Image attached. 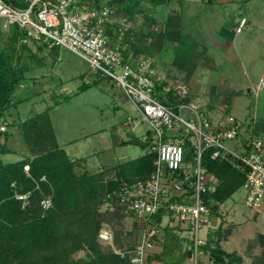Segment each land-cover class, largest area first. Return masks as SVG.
I'll return each mask as SVG.
<instances>
[{
    "label": "rangeland",
    "instance_id": "374dc122",
    "mask_svg": "<svg viewBox=\"0 0 264 264\" xmlns=\"http://www.w3.org/2000/svg\"><path fill=\"white\" fill-rule=\"evenodd\" d=\"M195 1L189 6L184 5L187 1L181 0L175 5L166 7L165 4L162 8L154 9L151 0H136L132 17L122 14L121 7L118 9L117 5H113L115 11L112 18L117 22L123 15L126 16L130 41L144 44L142 48L151 43V50L138 53L132 49V56L149 55L153 58L157 72L154 77L158 74L165 76L167 86L176 88L170 89L171 99L175 94L177 100L183 99V104L194 102L199 105V111L207 110L215 122L222 115L235 117L239 135L236 139L225 141V145L230 150L242 153L243 141L264 138V88L258 87L261 79L264 82V0H243L227 6ZM107 2L102 0L101 3ZM173 9L181 13L183 43L176 46L168 42L158 49V37L150 32L156 33L162 29L165 17ZM144 15H153L156 22L149 27L142 19ZM242 17L247 18V23L241 32L236 33L234 26ZM9 35L8 30L0 35V45L9 44ZM36 44L27 45L35 49ZM42 47L45 49L38 54L40 57L36 56L38 60L43 57L41 65L35 56H31L32 52H24L22 59L28 66L25 79L18 84L4 118H0L1 124L6 122V131L10 134L6 146L15 152L0 153V161L11 162L24 157L26 144L18 125L44 110H48L58 143L65 147L71 157H79L78 172H95L105 165H114L143 153L139 145L119 143L131 137L149 141L150 135L148 122L123 90L112 80L91 73L88 62L66 47ZM15 60L11 59L10 63ZM85 77L91 85L81 90L80 85ZM157 78L161 79L160 76ZM178 113L186 119L193 117V113L185 107ZM126 123L130 125L126 126ZM4 134L0 132L1 143ZM23 168L28 171L29 166ZM246 194L247 190L242 185L219 204L217 217H207V222L200 225L197 235L205 236V231L212 227L213 222L218 225L220 221L222 224L225 222L223 227L228 229V237L221 243L223 249L241 255L246 264H257V259L264 256V246L257 239L258 234H264V208L247 206ZM100 204L99 217H103L109 203ZM122 215L120 223H117L119 220H114L112 224L102 223L101 229L108 230L112 235L111 240L105 241L98 237L102 252L114 251L123 255L125 242L136 244L139 241L140 221L128 213ZM181 224L182 228L177 231L180 236L169 235L168 248H183L192 242L193 220L188 218ZM116 234L121 238V248L114 242ZM155 241L154 249L167 247V241L159 234ZM86 256L83 249L75 253L77 258Z\"/></svg>",
    "mask_w": 264,
    "mask_h": 264
},
{
    "label": "built area",
    "instance_id": "2783aa9c",
    "mask_svg": "<svg viewBox=\"0 0 264 264\" xmlns=\"http://www.w3.org/2000/svg\"><path fill=\"white\" fill-rule=\"evenodd\" d=\"M113 4L100 0H28L20 8L0 0V35L10 25L20 32V43H38L48 48L63 46L88 62L90 69L113 81L123 90L141 112L150 126L149 149L156 152L154 169L149 175L133 182H124L105 196L112 209L128 213L141 223V236L131 250L130 263L155 264L149 260L158 227L152 222L161 207L167 209L180 223L193 220V264L206 243L197 231L211 213L205 197L216 191L218 178L202 165V153L212 148L213 159L231 154L245 169L243 187L247 190V206L260 209L264 206V138L242 142L244 150L237 153L226 147L225 141L236 139L239 125L233 115H222L215 122L199 106L188 103L172 104L163 87L157 93L153 58L125 54L128 26L125 20H115ZM245 22L241 20L237 31ZM259 86L264 88L263 79ZM185 107L193 113L184 118L178 110ZM177 109V110H176ZM0 123V131H6ZM193 148L191 161L185 160L187 147ZM26 199V193H15ZM46 209L49 196L41 201ZM100 240H111L106 229H100Z\"/></svg>",
    "mask_w": 264,
    "mask_h": 264
},
{
    "label": "trees",
    "instance_id": "16d2710c",
    "mask_svg": "<svg viewBox=\"0 0 264 264\" xmlns=\"http://www.w3.org/2000/svg\"><path fill=\"white\" fill-rule=\"evenodd\" d=\"M6 1L20 8L28 6V0ZM151 1L154 5L167 2ZM135 2L136 0H108L107 3L117 5L118 9L121 7V12L132 17ZM142 19L149 27L156 22L152 15H144ZM180 25L178 15L168 14L163 28L156 33L150 32L158 37V49L168 42L177 44L176 46L183 43ZM8 32L9 44L0 45V118H4L18 84L25 79L28 66L22 59L24 52H31L29 45L19 42L21 32L16 25H10ZM125 43V54H133L132 49L138 53L152 49L151 43L142 48L144 44L130 41L129 33ZM11 59L16 60L10 63ZM163 87V84L157 82L159 96ZM170 95L169 92L167 96ZM18 127L27 153L21 160L0 161V264H128L130 251L135 243L125 242L123 255L114 251L104 253L98 245V233L103 222L112 224L114 220H119L117 223H120V218L124 216L117 209H112L111 202L105 195L124 182L147 177L154 169L156 152L149 149L150 140L145 139L143 142L133 137L125 142L147 149L144 155L115 165L103 166L95 172H78V159L70 158L57 143L48 110L24 119ZM3 132L5 134L4 141L0 142V153H8L10 150L6 144L10 134L9 131ZM212 151V148L203 151L202 165L219 181L216 191L205 197L209 205L213 203L210 209L215 212L217 203L223 202L243 185L245 169L231 154L213 159ZM192 156L193 148L189 146L185 160H191ZM25 165L29 166L28 171L24 170ZM16 192L26 193V199L16 198ZM47 196L50 197L51 204L45 209L41 201ZM100 202L109 203L103 217H99ZM164 211V207H161L152 222H160ZM217 232V238L214 241L209 240L203 246L210 262L245 264L241 255L227 252L221 247L222 234L220 230ZM120 239L118 234L114 236L115 244L121 248ZM257 239L264 246V234H258ZM82 249L87 256L75 257V253ZM128 250L130 251L127 252ZM157 257L150 255L149 260L153 261ZM258 259L257 264H264V256Z\"/></svg>",
    "mask_w": 264,
    "mask_h": 264
},
{
    "label": "crops",
    "instance_id": "0c3cea01",
    "mask_svg": "<svg viewBox=\"0 0 264 264\" xmlns=\"http://www.w3.org/2000/svg\"><path fill=\"white\" fill-rule=\"evenodd\" d=\"M178 1H181V0H167V2L165 3V4H167V6L166 7H169L171 4H176ZM185 1H187V2H185L184 3V5H187V6H189L190 4H194L196 1L195 0H185ZM200 1H207L208 3H210V4H213V5H216V4H220V6H222V5H225V6H227L228 4H236V3H238V2H240V1H243V0H200ZM244 1H246V0H244ZM100 2H102V0H100ZM165 4H160V5H155L154 6V9H159L158 7H160V8H162V7H164V5ZM160 11H162V10H160ZM163 12V11H162ZM176 12H178V13H176ZM171 13H174V14H176V15H178L179 16V18H180V23H181V21H182V19H181V13L179 14V11L177 10V9H173L172 11H170V13L169 14H171ZM122 14H124V15H126V16H129L126 12H123L122 11ZM122 16L119 20H125V22H126V16ZM153 16V15H152ZM154 17V16H153ZM242 19H244L245 20V22L241 25V27H240V30H238L237 31V28L239 27V25H240V22H241V20ZM128 20V19H127ZM241 20H240V22L238 23V24H236L234 27V30L233 31H235L236 33H239V32H241V28L247 23V18H245V17H242L241 18ZM129 24V23H128ZM115 25H117V22H115ZM233 29V28H232ZM181 30V29H180ZM181 34H182V32H181ZM183 35V34H182ZM183 40H184V38H182ZM30 47V49H31V54H32V56L34 57H36V56H38V54L40 53V52H42L45 48L44 47H42V44H36V45H34V47H35V49L33 48L32 49V47L31 46H29ZM46 47V46H45ZM47 49H52V48H48L47 47ZM52 55L54 56V57H56L57 59H59L57 56H56V54L54 53V52H52ZM38 57H40V56H38ZM82 58V57H81ZM36 60H37V63L38 64H42L43 62H44V59H43V57H41V60H38L37 59V57L35 58ZM153 68H154V72L156 71L155 70V67H154V63H153ZM90 72L91 73H94L91 69H90ZM156 74H157V72H155ZM95 74V73H94ZM158 76H160L161 77V79L160 78H157ZM158 76H155V78H156V80L157 81H159V83H161V84H163V86H165V87H168L169 89H172V90H176V88L174 87H170L169 85L167 86V82H166V78H165V76H161V75H159L158 74ZM83 81H84V83L82 84V85H80V89L81 90H86L90 85H91V83H90V81L88 80V78H83ZM23 86V85H22ZM258 87H260L259 86V83H258ZM171 90V91H172ZM173 92V91H172ZM174 93V92H173ZM175 95V94H174ZM174 95L172 96V104H178V103H183L182 101H179V100H177L175 97H174ZM227 96V95H226ZM65 98H67V96L65 97ZM69 98V97H68ZM225 98L226 97H224V100H225ZM174 100H177L176 102L174 101ZM58 101H56L55 103H57ZM189 103H192V104H195L194 102H190L189 101ZM195 105H197V104H195ZM197 106H199V105H197ZM177 110V109H176ZM203 112H205L210 118H211V115L207 112V110L206 111H204V110H202ZM220 118V117H219ZM51 119V118H50ZM211 119H213V118H211ZM23 121V120H22ZM52 122V121H51ZM6 123V122H5ZM126 126L127 125H130L129 123H126L125 124ZM53 126V125H52ZM132 127H133V125H132ZM19 129V128H18ZM53 129H54V127H53ZM54 131H55V129H54ZM148 132V130L146 131V133ZM148 134V133H147ZM55 136H56V133H55ZM131 138H133V137H131ZM130 138V139H131ZM136 138H139V137H136ZM56 139H57V136H56ZM141 141H143L144 142V140L145 139H141V138H139ZM129 139H127V140H122V141H120L119 143L120 144H132V143H125L126 141H128ZM57 143H58V140H57ZM58 145H59V147L60 148H62V149H64L65 151H66V149H65V147L62 145H60L59 143H58ZM134 145H136V144H134ZM142 148V147H141ZM10 151L9 152H15L14 150H11V149H9ZM142 150H143V153H141V154H139L138 156H136V157H139V156H141V155H144L146 152H147V149H144V148H142ZM144 150H146V151H144ZM66 153L68 154V152L66 151ZM69 155V154H68ZM69 157L70 158H72V159H74V160H77V159H79V157H75V158H73V157H71L70 155H69ZM135 157V158H136ZM22 158V157H21ZM20 158V159H21ZM20 159H18V160H20ZM132 159H134V158H132ZM15 161H17V160H15ZM10 162V161H9ZM11 162H14V161H11ZM115 165V164H114ZM106 166V165H105ZM224 202V201H223ZM222 202H220V203H217V209H216V211L215 212H211L210 213V215L208 216V217H210V216H212V217H217L218 215H219V211H218V206H219V204H221ZM211 204H213L212 202L210 203V205ZM262 208H264V206L262 207ZM165 209V208H164ZM218 213V214H217ZM171 213L167 210V209H165V211H164V213H163V215H162V218H161V220H160V222H158V223H155L156 224V226L158 227V232H157V234H156V236L159 234L160 235V237L161 238H163V239H165L166 241H167V243H166V245H167V247L165 248V247H163V248H161V249H159V250H156V249H154L153 248V250H152V252H151V254L150 255H153V256H155V257H157V256H159V257H157V258H155V259H153V261L155 262V264H193V256H192V243L193 242H191L190 244H188L187 246H185V247H183V248H180V247H175V248H172V247H170V248H168V242H169V240H170V234H175V235H178V233H177V231H179V229H181L182 227H181V223L179 222V220L177 221V220H175L173 217H171V215H170ZM205 222H207V221H205ZM225 223V222H224ZM223 223V224H224ZM223 224H222V221H220V223H219V225L217 224V223H215V222H213V225H212V227H210L207 231H205V236H203V237H200V238H202L203 240H205L206 241V243L204 244V245H206L207 244V242L209 241V240H212V241H214L216 238H217V235H218V230H220L221 231V229H222V231L220 232L221 234H222V240L220 241V245H221V243H222V241L223 240H225V239H227V237H228V234L226 233L227 231H228V229L226 228V229H224V227H223ZM218 225V226H217ZM220 226V227H219ZM141 235V234H140ZM225 235H226V237H225ZM155 236V237H156ZM178 236H180V235H178ZM155 243H156V241H155ZM154 243V244H155ZM204 245H202V246H200L199 247V249L201 250L198 254H197V256H196V264H212L211 262H210V260H209V255H208V253L207 252H205L204 251V248H203V246ZM221 247H222V245H221ZM223 248V247H222ZM197 259H199V260H197ZM243 260H244V258H243ZM246 264V263H245Z\"/></svg>",
    "mask_w": 264,
    "mask_h": 264
}]
</instances>
